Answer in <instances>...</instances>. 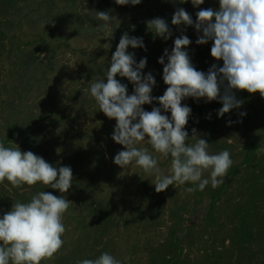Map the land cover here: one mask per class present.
Masks as SVG:
<instances>
[{
    "label": "rangeland",
    "instance_id": "374dc122",
    "mask_svg": "<svg viewBox=\"0 0 264 264\" xmlns=\"http://www.w3.org/2000/svg\"><path fill=\"white\" fill-rule=\"evenodd\" d=\"M85 7L107 11L120 21L111 40L99 39L95 13L86 14ZM176 7L194 20L199 10L171 0H141L135 6L116 5L114 0H0V142L7 147L15 143L53 166H71L74 176L65 194L72 203L63 214L64 243L40 264H76L101 252L120 264H264V154L257 156L264 148V98L258 92H235L242 106L220 118L217 101H182L192 109L185 126L189 136L195 128L211 153L227 148L233 161L216 188L209 185L191 193L184 191L192 187L187 183L157 192L152 177L138 167L116 166L112 158L122 146L110 138L115 120L82 99L80 89L92 76L103 75L124 32L143 37L147 51L128 50L137 61L147 57L143 71H151L157 81L152 95H162L167 85L157 60L180 34L170 24ZM199 7L215 9L218 3L205 0ZM155 17L172 27L168 41L153 39L146 31L145 21ZM184 34L193 41L188 48L197 70L207 71L212 63L222 66L210 56L211 41L196 45L191 26ZM89 46L96 49L89 53ZM69 51L75 68L61 65ZM40 53L46 54L42 60ZM117 79L127 83L126 78ZM143 107L151 110V105ZM238 112L246 115L239 117ZM209 113L211 119H206ZM228 136L234 140L231 145L224 142ZM140 146L149 148L143 142ZM169 159L159 161L165 172ZM5 184H0V214L38 191L60 195L44 185L38 189L40 183L24 194Z\"/></svg>",
    "mask_w": 264,
    "mask_h": 264
},
{
    "label": "clouds",
    "instance_id": "9594fccd",
    "mask_svg": "<svg viewBox=\"0 0 264 264\" xmlns=\"http://www.w3.org/2000/svg\"><path fill=\"white\" fill-rule=\"evenodd\" d=\"M171 2L190 3L199 10L195 11V20L183 7H176L171 14L170 24L180 34L173 38L171 49L164 48L157 60L163 66L161 78L167 85L162 95H152L157 81L151 71H143L147 57L137 61L135 52L128 50L147 51L143 37L130 36L128 32L120 36L103 75L92 76L80 90L82 99L87 98L96 111L115 120L110 138L122 146L112 158L116 166L121 170L138 167L152 177L151 184L157 192L170 185L180 187L187 183L192 187L184 191L191 193L209 185L216 188L233 161L227 148L211 153L209 142L195 128L189 136L185 126L192 109L182 101L188 98L193 102L217 101L222 105L215 110L220 118L242 106L243 101L235 95L237 91L258 92L264 98V0H217L215 9L200 8L205 0ZM114 3L135 6L141 0H114ZM85 9L88 15L95 13L99 39L111 40L120 21L107 11ZM170 24L161 17L145 21L146 31L152 33L153 39L159 37L162 41L173 37ZM189 26L195 30L196 45L211 41L210 56L222 61V66L212 63L207 71L196 69L188 48L193 41L184 34ZM94 49L89 46L88 52ZM45 56L39 54L41 60ZM76 64L72 53L66 52L61 65L75 68ZM117 77L126 78L127 83ZM144 105H151V110H145ZM245 115L246 112H238L239 117ZM206 119H211V113ZM226 123L230 125L233 121ZM189 137H194V142H186ZM142 142L151 151L140 146ZM224 142L231 145L234 140L228 136ZM261 154L264 148L257 150V156ZM161 159H169L166 172L159 166ZM73 178L71 166H53L32 151H22L15 143L7 147L0 142V184L7 182L6 187L23 191L24 185L30 188L40 183L60 193L38 191L28 202L12 203L8 211L0 214V264H40L62 247L61 237L66 231L63 214L72 203L65 194L72 187ZM76 264H120V261L108 252H101L95 259H80Z\"/></svg>",
    "mask_w": 264,
    "mask_h": 264
},
{
    "label": "crops",
    "instance_id": "0c3cea01",
    "mask_svg": "<svg viewBox=\"0 0 264 264\" xmlns=\"http://www.w3.org/2000/svg\"><path fill=\"white\" fill-rule=\"evenodd\" d=\"M32 187V186H31ZM31 187L29 188V186H27V185H25V186H23L22 188L23 189H25V190H21V189H18L19 190V192H21L22 191V194H24V193H26V192H30V190H31ZM42 187H43V185L42 184H39L38 186H37V188L38 189H42ZM16 195H17V191H16V193H15ZM22 200V199H21ZM23 201V200H22Z\"/></svg>",
    "mask_w": 264,
    "mask_h": 264
}]
</instances>
